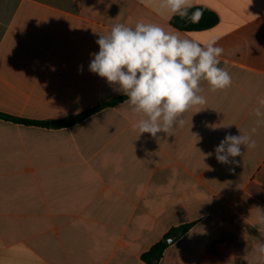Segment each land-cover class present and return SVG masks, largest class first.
I'll list each match as a JSON object with an SVG mask.
<instances>
[{"label":"crops","instance_id":"obj_1","mask_svg":"<svg viewBox=\"0 0 264 264\" xmlns=\"http://www.w3.org/2000/svg\"><path fill=\"white\" fill-rule=\"evenodd\" d=\"M194 2L219 23L182 31L140 0H0V114L10 117L0 118V264H147L161 241L158 264H245L264 208V126L238 164L214 150L250 130L264 96V0ZM141 21L201 44L218 37L233 81L217 92L203 83L206 109L156 138H138L126 97L89 71L98 33ZM102 105L71 126L30 122Z\"/></svg>","mask_w":264,"mask_h":264},{"label":"clouds","instance_id":"obj_2","mask_svg":"<svg viewBox=\"0 0 264 264\" xmlns=\"http://www.w3.org/2000/svg\"><path fill=\"white\" fill-rule=\"evenodd\" d=\"M145 6L157 5L158 11L181 20L198 24L203 10L194 0H140ZM98 33V32H97ZM96 44L99 51L91 53L89 71L104 78L114 91L126 97L127 104L138 119L132 130L148 133L153 138L158 133L171 135L176 128L184 127L185 114L199 113L206 109L207 98L203 95V83L211 92L227 90L232 77L220 67L224 49L218 46V37L204 44L181 38L175 30L151 22H137L135 26L116 23L106 33H98ZM252 115L255 117L249 131L239 135L228 134L215 148V158L221 164H238L236 157L244 149H254L253 139L264 126V96H257ZM192 115V116H193ZM229 124L223 127H229ZM215 130L216 125H208ZM197 138V134H193ZM212 153L203 154L211 156ZM257 209L251 227L259 233L254 243L244 249L241 259L245 264H264V208Z\"/></svg>","mask_w":264,"mask_h":264},{"label":"trees","instance_id":"obj_3","mask_svg":"<svg viewBox=\"0 0 264 264\" xmlns=\"http://www.w3.org/2000/svg\"><path fill=\"white\" fill-rule=\"evenodd\" d=\"M201 8L204 14L198 24H192L190 22L181 20L179 16H174L171 20L172 26L182 31H201V30L210 29L216 26L219 23L218 15L215 12L207 8H204V7H201ZM104 107L105 105L88 109L87 111L77 116H74L66 120L65 122H37V121H30V122L34 125L43 126V127L71 126L76 123L82 122L83 120L87 119L91 115L100 111ZM0 118H10V117L0 114ZM188 228L189 226L185 227V229H188ZM167 247H168V244L166 243V241H161L160 243L156 244L149 252L145 253L142 256L143 260L147 264H158V262L162 258Z\"/></svg>","mask_w":264,"mask_h":264},{"label":"water","instance_id":"obj_4","mask_svg":"<svg viewBox=\"0 0 264 264\" xmlns=\"http://www.w3.org/2000/svg\"><path fill=\"white\" fill-rule=\"evenodd\" d=\"M170 242V241H169Z\"/></svg>","mask_w":264,"mask_h":264}]
</instances>
